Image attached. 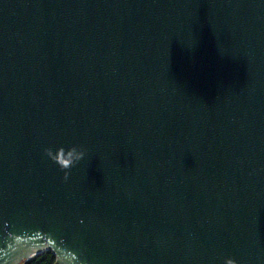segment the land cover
Wrapping results in <instances>:
<instances>
[{
  "label": "water",
  "instance_id": "obj_1",
  "mask_svg": "<svg viewBox=\"0 0 264 264\" xmlns=\"http://www.w3.org/2000/svg\"><path fill=\"white\" fill-rule=\"evenodd\" d=\"M264 264V0H0V264Z\"/></svg>",
  "mask_w": 264,
  "mask_h": 264
},
{
  "label": "trees",
  "instance_id": "obj_2",
  "mask_svg": "<svg viewBox=\"0 0 264 264\" xmlns=\"http://www.w3.org/2000/svg\"><path fill=\"white\" fill-rule=\"evenodd\" d=\"M55 257L50 252L42 253L23 264H54Z\"/></svg>",
  "mask_w": 264,
  "mask_h": 264
}]
</instances>
